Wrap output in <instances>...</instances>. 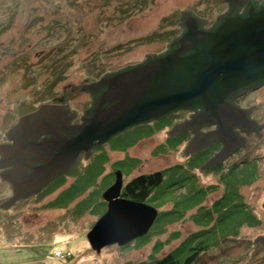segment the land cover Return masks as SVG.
<instances>
[{
    "label": "rangeland",
    "instance_id": "1",
    "mask_svg": "<svg viewBox=\"0 0 264 264\" xmlns=\"http://www.w3.org/2000/svg\"><path fill=\"white\" fill-rule=\"evenodd\" d=\"M226 8V0H0V138L37 107L36 95H70L71 108H88L90 92L82 87L165 51L181 31L182 12L209 24ZM242 104L256 105L253 116L264 123V87ZM188 115L132 126L36 196L11 210L0 206V264H147L202 244L194 264H264V243L256 242L264 236V137L256 147L250 138L244 166L236 156L229 171L226 162L202 170L206 156L189 157L187 136L169 134ZM118 170L124 187L138 175L166 171L167 193L149 204L159 215L177 212L125 246L96 251L88 234L107 211L103 194ZM10 193L0 180V205ZM240 203L245 208L233 213Z\"/></svg>",
    "mask_w": 264,
    "mask_h": 264
},
{
    "label": "water",
    "instance_id": "2",
    "mask_svg": "<svg viewBox=\"0 0 264 264\" xmlns=\"http://www.w3.org/2000/svg\"><path fill=\"white\" fill-rule=\"evenodd\" d=\"M226 2L234 10L218 16V25L213 29H205L204 19L186 11L181 18L186 31L169 52L85 84L81 90L100 95L86 121L72 137L58 132L55 139L47 141L45 148L49 150V157L41 166L31 165L27 149L24 160L16 153L14 163L18 169L14 170V188L22 196L39 192L69 171L81 152L88 158L96 145L104 144L132 126L197 106L202 112L187 126L171 132L178 134L205 122L218 124L212 139L221 138L226 146L213 158V165L239 149L243 139L236 127L245 130L254 127H251L248 111L237 107L233 101L242 90L264 83V5L248 0ZM247 3L246 13L235 11ZM45 112L63 114L60 108L48 111L44 106L35 117ZM31 115L22 117L18 127L33 119ZM123 187V174L118 170L115 182L103 194L108 202L107 211L88 234L96 251L113 244L125 246L145 236L159 216L153 205L123 197ZM12 198L0 206L10 207L4 205H11ZM262 239L264 242V236H259L256 242Z\"/></svg>",
    "mask_w": 264,
    "mask_h": 264
},
{
    "label": "flooded vegetation",
    "instance_id": "3",
    "mask_svg": "<svg viewBox=\"0 0 264 264\" xmlns=\"http://www.w3.org/2000/svg\"><path fill=\"white\" fill-rule=\"evenodd\" d=\"M251 2H254L255 0H248ZM248 3L243 5L240 8L235 9L236 12L239 14L246 13L248 9ZM259 6H261V1L259 2ZM234 9L231 8V6L227 3V8L225 10V13H229L230 11H233ZM186 12V11H185ZM182 12V15L183 13ZM196 15L195 13H193ZM197 17L201 18V16L196 15ZM182 18V16H181ZM180 18V33L179 35L168 45L167 49L161 53L155 54V55H149L147 56L143 61H145L149 57L157 56V55H163L169 52L172 49L173 43L179 39L184 33H185V26L183 24V21ZM206 21L205 18H201ZM218 25V17L214 19L211 23L204 26L205 29H213ZM141 61V62H143ZM139 62V63H141ZM138 64V63H136ZM264 87V83L260 87L256 88H249L242 90L239 92L235 97L233 103L243 109L248 111V119L251 121L253 125L251 127H254L253 129L250 128V130H245L240 127H236V131H238L239 136L243 139V145L237 149L236 151L232 152L230 155L229 153L224 157L220 162L216 164H212L211 161L214 157H216L226 146V142L221 138H215L212 139L215 136L216 131L218 130V124H210L208 122H205L201 125H197L188 129H184L182 132L178 133L179 137L187 136V142L185 154H188L189 157H202L206 156L207 159H205L200 165V169L204 170L205 168H212V169H218L220 168L225 162L228 164L227 170L229 171V159L234 158L236 156L240 157V160L237 161V165L239 167L240 163H242V166H244L245 163L249 162V159H245L244 156H242V153L245 151L247 152L248 143L250 138H254V141L252 144L254 147L261 146V140L264 137V123H261L260 120H257L253 114L254 110L257 108V106H251L246 107L242 104V102L253 92L257 91L260 88ZM83 91V90H82ZM91 103L88 108H85L84 106L76 105L75 108L70 107L69 99L70 95H63V96H55V97H46L43 101L42 98H38L37 95L34 97L35 101L32 100L33 109H30L26 114H32L34 118L28 121L25 125L18 127V123H14L11 127L7 128L5 138H0V180L3 181V183H6L7 186L11 189V193L8 196L7 199L12 198L14 201L11 205H4V206H10L8 207L9 210H11L13 207L18 206L22 202L30 199L31 197L36 196L34 193L31 195H24L22 196L21 193H19V190L17 188H14V178H15V169H18L17 165H15L16 155L20 154L22 155V160H24V155L26 153V149L28 152V159L31 162L32 166H41L45 159L49 157V150L45 148L46 142L49 140H53L56 137V134L60 132L61 134H68L70 137L77 134L78 128L80 125H82L86 118L88 117L89 112L93 108V106L96 103L97 98L100 96L99 93L94 94V91H88ZM72 98V97H71ZM46 107L48 111L51 109H57L60 108L63 110V114L61 116H58V114H54L52 112H45L44 115H39L35 117V114L38 112L39 108ZM74 109H80L83 110L78 113ZM201 107H195L193 109H180L176 110L169 115L157 119L148 121L149 122H155V121H161L168 118L170 115H172L175 112H188V117H183L179 121H177L174 125H172V130L179 127L182 129V125L187 126L191 121H193L194 116L198 115L200 112H202ZM24 118V116H23ZM22 118V119H23ZM143 124V123H141ZM138 125V124H137ZM5 134V133H4ZM170 135H174L175 133L169 132ZM229 138V137H228ZM26 142L29 144L27 145ZM98 146V145H96ZM95 146V147H96ZM252 147V148H254ZM19 148V149H18ZM8 150L5 152V150ZM15 149V150H13ZM23 150L24 153H20L19 151ZM17 153V154H16ZM86 155L85 152H81L78 156L75 164L82 158V156ZM257 158V157H254ZM201 159V158H200ZM264 160V156L262 157ZM252 161V160H250ZM74 164V165H75ZM73 165V166H74ZM243 168V167H240ZM65 174V173H64ZM62 174L60 177L64 176ZM11 175V176H10ZM60 177H57L56 179H53L50 181L48 186L43 188V191L47 189V187L53 185L56 180ZM229 177V176H228ZM124 188V187H123ZM14 190V191H13ZM42 191V192H43ZM25 192V191H24ZM263 242V239L260 241ZM264 243V242H263ZM261 247V244L256 245V249L258 250Z\"/></svg>",
    "mask_w": 264,
    "mask_h": 264
},
{
    "label": "trees",
    "instance_id": "4",
    "mask_svg": "<svg viewBox=\"0 0 264 264\" xmlns=\"http://www.w3.org/2000/svg\"><path fill=\"white\" fill-rule=\"evenodd\" d=\"M261 1V6L264 5V0H255L253 3L259 4ZM144 124V123H143ZM140 125V124H138ZM161 126V124H158ZM163 127V126H161ZM158 128V127H157ZM165 174L166 171H156L150 174H141L133 179H131L123 188L122 196L128 199L137 201V202H145L149 203L159 198L161 195L167 193L165 185ZM58 182V181H57ZM54 185V184H53ZM237 195V192L234 190ZM239 203V202H238ZM229 204H231V200L229 197ZM245 203L237 204L234 207L233 213L238 212L239 210L245 208ZM176 211L167 212L165 214H160L158 219L163 215L174 214ZM171 214V215H172ZM231 215V214H230ZM192 238L189 237L188 240L184 241L185 245L187 243H192ZM189 247V246H188ZM183 250V249H182ZM205 245H192L187 250V254L183 255V251L180 249L169 253L168 255L156 259L155 261L147 264H194L200 257V255L205 252Z\"/></svg>",
    "mask_w": 264,
    "mask_h": 264
}]
</instances>
